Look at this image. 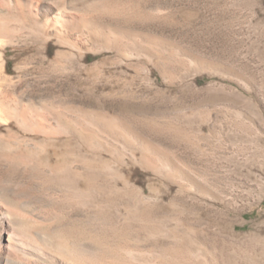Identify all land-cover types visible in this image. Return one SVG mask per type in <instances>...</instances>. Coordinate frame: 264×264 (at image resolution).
Segmentation results:
<instances>
[{
	"label": "rangeland",
	"instance_id": "374dc122",
	"mask_svg": "<svg viewBox=\"0 0 264 264\" xmlns=\"http://www.w3.org/2000/svg\"><path fill=\"white\" fill-rule=\"evenodd\" d=\"M0 55L4 205L47 244L11 259L264 264V0H0Z\"/></svg>",
	"mask_w": 264,
	"mask_h": 264
},
{
	"label": "bare ground",
	"instance_id": "6f19581e",
	"mask_svg": "<svg viewBox=\"0 0 264 264\" xmlns=\"http://www.w3.org/2000/svg\"><path fill=\"white\" fill-rule=\"evenodd\" d=\"M1 57V55H0ZM8 156V154H6ZM11 199V198H10ZM10 200L7 196L6 191L2 190L0 188V229L5 228H12L15 231L18 232V234L21 236L20 239H17L15 237L9 236L7 237L6 241L9 247L8 253H7V261L10 264H22L14 259H11V250L14 252H21L23 254L31 255L34 254L36 251H43L46 249L47 244L46 242L39 241L31 236L33 231L35 230V227L32 226L29 221H26L25 219L16 217L9 208H6L4 204H9ZM48 239L52 241L55 246L59 249L63 248L64 239L62 240V237L58 230L52 232H45ZM23 238V239H22ZM69 250V249H68ZM62 252V251H61ZM39 259V258H38Z\"/></svg>",
	"mask_w": 264,
	"mask_h": 264
}]
</instances>
